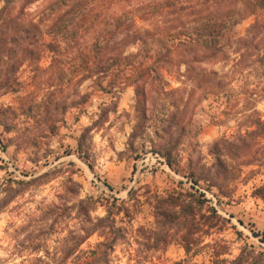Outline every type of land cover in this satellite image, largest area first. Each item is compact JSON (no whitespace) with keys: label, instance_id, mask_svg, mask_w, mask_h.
<instances>
[{"label":"rangeland","instance_id":"1","mask_svg":"<svg viewBox=\"0 0 264 264\" xmlns=\"http://www.w3.org/2000/svg\"><path fill=\"white\" fill-rule=\"evenodd\" d=\"M22 3L17 1L16 6ZM40 4L28 11L36 12ZM2 5L0 2V10ZM252 19L237 24L235 33L244 35ZM89 35H85L86 40ZM52 56L44 49L37 69L28 63L22 65L18 72L20 90L0 95V264H31L36 257L48 254L67 257L65 264H175L183 259L208 264L218 241L228 246L223 255L228 260L235 259L246 244L264 247V201L253 195L254 188L264 183V166L258 165L243 168L232 197L200 184L208 205L215 206L229 221L202 235L191 254L178 241L159 249L150 247L153 239L149 236L157 228L156 196L179 188L181 180L183 187L191 185L185 165L192 151L202 153L204 161L211 163L210 145L239 130L251 113L243 110L242 101L235 111L229 110L225 99L213 95L199 102L193 120L196 134L181 150L176 171L161 155L141 148L145 140L150 149L149 139L172 108L171 95L163 94L158 82L151 86L153 119L138 140V149L132 152L127 143L135 123V90L128 79L124 75L104 78L109 92L103 91L92 79L82 80L83 73L77 72L72 62L67 65V79L62 80L59 68L51 66ZM162 75L165 89L180 85L177 72L164 70ZM111 79L114 88L110 90ZM85 94L87 102L71 105ZM65 100L68 111L56 109ZM35 102L42 105L37 107ZM9 105L17 111H3ZM257 109L264 116V99L257 103ZM104 112H108L106 118ZM3 119L13 130H7ZM54 125L56 132L49 134ZM87 197L95 200L92 216L99 228L78 245L84 222L77 208L70 207ZM55 205L61 208L49 214ZM109 209L115 222L112 228L108 227L110 221H98L108 216ZM114 237L118 240L109 248ZM37 245L41 250H35Z\"/></svg>","mask_w":264,"mask_h":264},{"label":"trees","instance_id":"2","mask_svg":"<svg viewBox=\"0 0 264 264\" xmlns=\"http://www.w3.org/2000/svg\"><path fill=\"white\" fill-rule=\"evenodd\" d=\"M17 1L0 0V95L20 90L19 69L26 63L37 69L44 49L53 53L51 66L59 68L62 80L67 79V65L72 62L74 69L83 73L82 80L92 79L103 91L109 92L103 85L104 78L124 75L135 90V123L127 143L134 152L153 119L151 86L158 82L160 91L171 95L172 108L149 139L150 149L145 140L141 148L161 155L176 171L181 150L196 134L193 120L202 99L210 95L225 99L230 111L242 101L243 110L251 111L239 130L210 145L211 163L204 161L202 153L195 155L192 151L185 165L186 176L191 179L189 187H183L181 180L179 188L155 198L157 228L149 236L153 239L150 247L159 249L178 241L191 254L202 235L229 221L215 206L208 205L200 184L204 182L206 190L216 189L222 196L232 197L244 167L264 166V116L257 109V103L264 99V0H22L21 7L16 6ZM40 1L36 12L28 11ZM249 18L253 19L245 34H236L235 26ZM85 32H89V40ZM131 47L136 51H130ZM164 70L177 72L180 85L165 89L161 83ZM108 86L114 88L113 79ZM87 97L81 95L71 105L85 103ZM59 108L68 111V101L58 104ZM3 111L17 110L9 105ZM105 115L108 112L103 118ZM2 124L13 130L9 121L3 119ZM55 129L56 125L52 126L49 134ZM79 146L83 151V140ZM253 195L264 201V183L254 188ZM72 207L84 222L78 235L80 245L99 228L92 216L95 200L80 198ZM59 208L50 207L49 214ZM111 213L109 209L108 216L98 221H110L108 227L112 228L115 222ZM117 240L111 239L109 248H114ZM222 242H216L208 264L264 261V247L252 244H246L235 259L228 260L223 257L228 246ZM35 250H41V246ZM66 261L67 257L48 254L36 257L31 264ZM175 264L207 263L183 259Z\"/></svg>","mask_w":264,"mask_h":264}]
</instances>
